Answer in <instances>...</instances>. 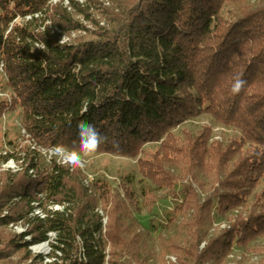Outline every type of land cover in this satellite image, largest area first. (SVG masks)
<instances>
[{"label":"trees","instance_id":"trees-1","mask_svg":"<svg viewBox=\"0 0 264 264\" xmlns=\"http://www.w3.org/2000/svg\"><path fill=\"white\" fill-rule=\"evenodd\" d=\"M83 1L0 0V62L16 98L0 103V120L20 109L22 129L45 151L79 152L77 124H92L107 140L87 155L144 156L142 182L155 190L138 195L123 183V199L99 178L90 194L79 167H44L30 147L16 152L25 158L1 157L20 172L1 185L0 214L11 212L0 216V228L24 221L34 203L47 218L30 221V243L0 233V261L49 234L60 264H167L168 256L175 264H226L237 249L264 256V248L251 249L264 240V0H109L110 8ZM79 33L85 36L61 45ZM237 76L246 84L234 94ZM202 114L241 138L224 146L211 144L210 129L175 134ZM150 145L157 150L145 154ZM157 193L174 204L159 253L138 234L137 220L140 199L155 210Z\"/></svg>","mask_w":264,"mask_h":264},{"label":"rangeland","instance_id":"rangeland-1","mask_svg":"<svg viewBox=\"0 0 264 264\" xmlns=\"http://www.w3.org/2000/svg\"><path fill=\"white\" fill-rule=\"evenodd\" d=\"M66 1V0H65ZM104 5L106 8H110L111 1L104 0ZM110 2V3H109ZM97 20L101 21V26H105V21L101 18V15H97ZM89 30H93L92 26L87 25ZM85 35L77 36V38H82ZM75 40V39H74ZM73 41V40H72ZM5 77L0 74V89L8 95L9 97H13L10 90L5 89ZM2 103V101H0ZM204 129H210L212 132V143H220L221 145L227 146L233 139L241 138V134L233 128L223 126L222 124L216 123L212 118L207 115H199L197 118L189 120L182 127L178 128L175 131L176 135H179L182 131H190L194 134H198ZM21 126V110L13 109L9 113H6L3 118L0 120V158L5 157L7 155H13L15 157L25 158L24 154L18 155L16 152L23 150L26 147H30V150L33 151L35 145L31 144L29 138H23ZM157 150V146H147L144 148L145 154L153 153ZM140 158H144V156H140L138 159H128L123 157H115V156H93V155H84V168H80L82 174L85 176L84 179V188L85 182L93 179L104 178L112 187V190L118 191L121 197L125 198V193L122 187L123 183H129L131 189L140 195L143 187H147L148 189L155 190L151 187V184L148 182H142V178L139 172L138 161ZM47 159L43 160V166L48 167ZM43 167V168H44ZM16 168H20L16 161H9L4 164L0 160V188L1 185L4 184V177L6 175H17L18 172ZM20 172V171H19ZM31 184V180L26 179L25 185L29 186ZM86 189V188H85ZM89 192V191H88ZM92 194V192L90 193ZM160 198L159 203H157L155 210L151 208H147L144 205V201L140 199V205L143 206L142 214L137 217V220L140 222L142 228L139 229L138 234L144 236V238L148 239V243H153L157 246L156 252H160L161 245L159 240V233L162 231L161 226L167 220V215L172 214L174 209V204L171 199H165L163 193H157ZM152 210H154L153 213ZM98 211L104 216V220L108 224V217L105 211L103 210L102 205L98 209ZM9 209L5 210L0 214L1 218H6L10 215ZM29 218H26L23 222L27 224ZM19 223V222H18ZM15 223V224H18ZM12 225V224H11ZM220 225V227H219ZM107 226V225H106ZM155 226L156 232L151 233V228ZM227 225L225 223L217 224L216 228L219 227L220 230H225L224 227ZM228 228V226H227ZM31 229V228H30ZM0 233L5 237L14 238L17 237L16 233L13 232L10 226L5 228H0ZM213 233V231H212ZM150 243V244H151ZM264 248V240L255 242L251 245V249L257 250ZM3 249L0 246V251ZM161 254V253H160ZM26 256L30 259L26 261ZM172 257L168 256L165 258V262L167 263V258ZM174 258V257H172ZM30 253H15L12 252L8 255L7 258L0 261V264H34L36 261H32ZM159 261V259H157ZM160 262V261H159ZM168 264V263H167ZM226 264H264V256L260 254H256L255 252H245L244 250L237 249L233 252L231 256L227 258Z\"/></svg>","mask_w":264,"mask_h":264},{"label":"built area","instance_id":"built-area-1","mask_svg":"<svg viewBox=\"0 0 264 264\" xmlns=\"http://www.w3.org/2000/svg\"><path fill=\"white\" fill-rule=\"evenodd\" d=\"M76 1H78L80 4L84 3L83 0H76ZM65 6L69 7V3L66 1H65ZM57 33H59V32L57 31ZM80 35H84V34L79 33V34H71L69 37L65 36L62 38V41L60 43H61V45H66V44L68 45L72 42V40L76 39V37L80 36ZM0 74L4 75L3 69L0 70ZM4 77H5V83L8 84V80H7L5 75H4ZM11 94H12V92H11ZM12 95H14V94H12ZM9 96L10 95H8V93H6L0 89V101L5 102L7 105L11 106L13 104L14 100H13V97H9ZM14 99H15V96H14ZM22 133H23V138L24 137L29 138V141H30V137L26 134V132L24 130H22ZM36 150H37V152H39L42 155L43 160L47 159L48 167L51 166L52 164H56L57 166L68 167L70 169L73 168V167L66 166L62 163H58L57 157L50 154L49 151L40 150V149H37L36 146H34L33 151H36ZM80 168H84V165H82ZM16 171L19 172L20 169L16 168ZM29 175L32 178H35L34 177L35 174H33V172H30ZM93 183H94L93 179L85 182V188L90 193L92 192ZM47 210L51 211V212H62L63 208L49 206L47 208ZM99 214L102 218L104 217L100 212H99ZM28 218H29V221L27 224H24V222L21 221L18 224L10 225V228L13 232L16 233L17 237H23L25 242L30 243L31 237L27 236L28 232L30 231V227H31L30 221H45L47 218V215H46L44 209H41L37 203H34V204H32V211H31ZM103 221H104V228H106L107 222L105 220H103ZM164 225H165V223H164ZM226 228H227V226L224 227V229H226ZM104 234H105V231H104ZM55 240H56V235L49 234L48 235V241L46 243H42L40 245L30 247L29 253H30L31 259H33L32 261H36L37 264H60V262H58V261H59V258H61V255L56 253V256H55L54 250L52 248V245L54 244ZM167 262L175 264L176 259L169 257V258H167Z\"/></svg>","mask_w":264,"mask_h":264},{"label":"clouds","instance_id":"clouds-1","mask_svg":"<svg viewBox=\"0 0 264 264\" xmlns=\"http://www.w3.org/2000/svg\"><path fill=\"white\" fill-rule=\"evenodd\" d=\"M3 67V62H0V70H2ZM245 84L246 81L240 76L235 77L232 86V92L234 94H239ZM77 133L80 144L79 152L65 149L62 146H56L48 150L50 154L57 157L58 163H62L69 167H81L85 163L84 155L95 153L99 149L100 145L105 143L107 140V137L98 133L92 124L86 123L84 121H80L77 124ZM112 146L113 148L118 149L119 143L113 141Z\"/></svg>","mask_w":264,"mask_h":264}]
</instances>
